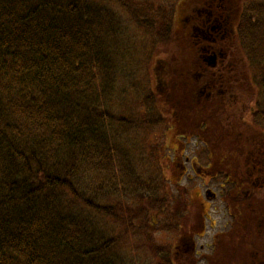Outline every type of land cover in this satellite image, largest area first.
Returning a JSON list of instances; mask_svg holds the SVG:
<instances>
[{"label": "trees", "instance_id": "trees-1", "mask_svg": "<svg viewBox=\"0 0 264 264\" xmlns=\"http://www.w3.org/2000/svg\"><path fill=\"white\" fill-rule=\"evenodd\" d=\"M137 3L0 0V264H152L119 254L120 237L109 238L101 226L109 218L125 224L123 237L130 243L141 238L142 248L158 264L169 263L156 257L167 251L152 238L157 232L176 231L180 201L171 205L168 187L157 185L159 178H151L149 167H139L132 149L121 143L128 134L136 136L133 129L123 134L133 123L116 120L107 110L116 97L114 86L131 80L129 52L120 43L127 27L156 34L160 49L150 50L152 55L155 50L181 55L174 60L175 73L171 62H161L165 57L151 60L154 79L171 76L166 91L180 72L190 79L203 75L201 81L215 78L216 86L227 87L219 90L226 94L254 93L252 123L264 130V3L172 0L167 3L170 9H140V14ZM187 17H196L200 33L217 29L216 43L201 40L198 32L192 37V30L188 36ZM177 21L185 27L182 47ZM205 44L219 48L206 52ZM121 45L123 50H118ZM213 55L214 68L204 62ZM135 64L141 71V61ZM152 82L141 93L146 107L139 109V130L151 123L161 126L152 107ZM191 88L182 94L193 92ZM137 95L136 89L131 99ZM161 106L168 129L174 119L191 127L189 109L197 106H182L183 112L175 107V115L163 100ZM112 197L117 200L110 207ZM183 207L193 212L190 205ZM157 213L168 215L174 225L155 226ZM124 216L129 218L121 220ZM163 225L164 230L159 228Z\"/></svg>", "mask_w": 264, "mask_h": 264}, {"label": "flooded vegetation", "instance_id": "flooded-vegetation-1", "mask_svg": "<svg viewBox=\"0 0 264 264\" xmlns=\"http://www.w3.org/2000/svg\"><path fill=\"white\" fill-rule=\"evenodd\" d=\"M197 13L201 15V12ZM207 15L211 16V13ZM215 15L218 16V12L215 11ZM195 19L196 17L186 19V22L190 20V28L186 30L188 36H191L193 31L194 37L196 29L200 28L197 27ZM223 20L226 18L223 17ZM200 26L208 28L202 23ZM216 31L217 29H212V34L209 35L206 32L200 33L201 40L209 43L212 38L211 43H216L214 37L219 38ZM202 47L204 51L212 53L219 48L210 44ZM212 57L215 59L213 55L203 61L211 65ZM215 62L211 67L217 65ZM203 70L211 74L209 70ZM166 75L167 73L161 74L153 78L152 82L155 90V95L151 96L152 107L158 112L156 117L161 126L151 123L148 129L157 130L158 137L161 132L162 140L165 139V142L161 143V149L154 150L156 154L167 152L156 160L158 163L160 160H166L162 161L165 164L166 177L177 175L173 184L183 183L189 167L191 175L195 178L190 179L189 175L187 181L191 186L188 188H194L199 183L201 187L197 186L194 190L198 191L195 200L199 207L197 220L194 219V214H187L189 209L185 212L179 209L178 227L176 231L171 229L174 236L166 239L173 241V246L167 249L165 244L167 252H157L156 256L163 255L172 259L174 255L177 260H189V264H224L227 260L230 264H264V130H258L252 123L255 94H226L219 90H226L227 87L222 89L221 86H216L215 78L201 81L200 76L203 75L194 74L190 79L181 73H178L177 77L173 76L176 81L171 82L169 90L166 91V78L171 77ZM192 80L197 81L193 83ZM178 82L183 86L178 87ZM191 87L193 92L182 94L184 88L191 90ZM161 99L172 109L173 115L175 107L182 111V106L184 109L197 106L189 109L191 127L186 129L184 124H176L177 120L174 119L173 128L168 129L162 121ZM191 148L195 157L189 159L185 154ZM189 205L193 207V204ZM214 209L222 216V226L213 222ZM210 211L212 215L209 218ZM162 215L155 214V226L165 223L166 226L174 225L169 219L161 220ZM164 227L163 225L159 228L164 230ZM164 232L166 230L157 233ZM154 239L158 238L153 235ZM199 240L204 242L203 246L198 248L196 241ZM153 243L159 244L157 241Z\"/></svg>", "mask_w": 264, "mask_h": 264}, {"label": "rangeland", "instance_id": "rangeland-1", "mask_svg": "<svg viewBox=\"0 0 264 264\" xmlns=\"http://www.w3.org/2000/svg\"><path fill=\"white\" fill-rule=\"evenodd\" d=\"M137 1H140V3H137L134 5L135 9L138 11V13L140 12V9L142 10V13H144L143 10L144 9L146 10L147 8H149L151 12H156V11H159L160 9L162 10L168 9L169 7L167 3L171 4L172 0H137ZM255 2H257V4L264 3V0H255ZM244 4L250 5V0H244ZM139 17L144 18L145 16L140 15ZM149 18L152 19V17H149ZM182 22H184L183 19H182ZM189 22H186L185 24L190 27ZM177 24H178V21L176 23V26H177L176 34L179 36V38L182 39L180 40L181 47H182V43L186 41V39L184 38V30H183L185 27L182 25L183 23H180L178 25ZM196 30L198 33L201 32V30L199 29H196ZM155 35L156 34L151 33V31H149L147 28L145 29V31H142L136 28H132L131 26L127 27V30L125 31L123 37L120 38V43L124 44V49H127V52H129V58H130L129 66L132 68L130 70L131 80L128 79L126 83L118 81V84L114 86L115 91H116L115 93L116 97L113 98L112 101L111 100L109 101L108 104L110 106L107 108V110L114 117V119L123 120V122L126 121L131 124L133 123L132 127L125 126L126 130L123 131V134H127L128 130L133 129L137 131L135 132L136 136L133 137L132 134H128L126 137H124L121 143L124 144V142H126L127 147L132 149V152L130 155L132 158L134 157L137 160V164L139 167H145V168L149 167V173H150L151 178H155V179L159 178V182L157 183V185L160 186L161 184L162 185L164 184L165 186L168 187L169 190L168 189L166 190L169 192V197L174 198L173 200H168V202L171 205H174L173 203H175V205L177 206L180 201L181 206L179 207V209H182L185 212V208L183 206L184 205L189 206V204H193V212L190 213V211L187 210V214L189 215L194 214V219L197 220V213H198L199 207L195 200H196V194L198 191L197 190L194 191L195 189H197L196 186H194V189L188 188L189 186H191V184H188L189 181H187L189 175L191 176L190 179L195 178L191 175L190 168L188 167V173L185 176L186 178L183 179L182 181L183 183H181L184 185L173 184L175 183L174 179H177L176 174H174L173 176L170 175L169 180L171 181H167L166 178L164 177V175L165 176L167 175L165 164L162 163V161H166V160H160L158 164H156V161H155L157 157L166 155L167 152L156 154V151H154V150L161 149L160 148L161 143L162 142L164 143L165 139L162 140L161 132L159 133V137L156 135L157 130L146 129L145 131L144 129L139 132L138 122L142 120V118L140 117L141 115H140L139 109L146 107L145 99H144L146 97L142 96V94L147 92L146 91L147 88H145L144 90L143 87H148L149 89L151 80L153 81V75H152L153 74V67H152L153 62H151V60H154L157 55H159L157 57H165L162 59L161 62L167 61V60L171 62L172 63L171 72L175 73L177 69L175 66L176 62H174V60H177L178 58L181 57L180 54H174V55L170 54L169 56L165 55L164 50H160L159 52L161 54H158V51L156 50H159L160 48L156 49V42H155V37H154ZM154 49L156 50L153 51L154 55H152L150 53V50H154ZM118 50H123V45H121V47H119ZM116 52H119V51H116ZM167 53H169V51H167ZM136 60L137 61L139 60L142 63L141 71L136 70V64H135V62H137ZM260 68L262 70V71L260 70L261 77H263L264 76V64ZM150 70L152 74H150ZM136 89L138 91V95L136 98L134 96V99H131ZM260 95L258 94L259 99H260L259 97ZM256 97L257 95L255 94L254 98ZM138 98H139V102L137 103ZM261 103L264 105V100H261ZM134 104H135V109L133 110ZM152 152H153V156H151ZM185 156H187L189 159H192V157H195L194 153L192 152V148L187 150ZM169 164L171 163L169 162ZM163 177L165 179V182H163ZM183 186H185L186 189L189 190L187 193L183 192V189H182ZM197 186L201 187V184L199 183ZM111 200H112V203L108 205L110 207H113V205H115L117 198L113 199L112 197ZM211 211H210L209 218L212 215ZM213 215H214L213 222L220 223L219 225L222 226L223 221H222V216L220 215V213L214 209ZM161 217H162L161 218L162 220L169 218V216L165 214H163ZM127 218L129 217L124 216L121 220L125 221ZM101 226L105 229L106 236H108L109 238L120 237L119 241L121 242L120 243L121 246L119 247L118 252L123 258L125 259L133 258V260L135 261L148 260V261H152L153 262L152 264H158L157 263L158 259H153L150 252L142 248V244H145V241H140L142 239L137 238L135 241L131 242L133 243V246H134L133 247L132 244L128 241L127 237L126 236L123 237L124 229L126 227L124 223L120 224L118 223L116 219L109 218V219L103 220V222L101 223ZM165 226H166V223H165ZM153 235L154 237L158 238L154 240L152 238L153 241H157L159 243V244H156V246L158 247L160 246L161 248H164V249H166L165 244H167V249L173 246V243H174L173 241L166 240L167 238L174 236L173 231H168V232L166 231L164 233H157ZM203 239H206V238H203ZM203 242L204 240L196 241L197 247L199 248V246L200 247L203 246L202 244ZM202 253L205 254L204 252ZM156 257L158 258L162 257L163 259H160V260H163L164 263L166 261H169V263L167 264H189L188 262L189 260H177L174 255H172V259H169L168 257L165 258V256L163 255H159ZM137 264H142V262H139ZM224 264H230V261L227 260Z\"/></svg>", "mask_w": 264, "mask_h": 264}, {"label": "water", "instance_id": "water-1", "mask_svg": "<svg viewBox=\"0 0 264 264\" xmlns=\"http://www.w3.org/2000/svg\"><path fill=\"white\" fill-rule=\"evenodd\" d=\"M214 61H215V59L212 58V64L210 66H213L214 65Z\"/></svg>", "mask_w": 264, "mask_h": 264}]
</instances>
